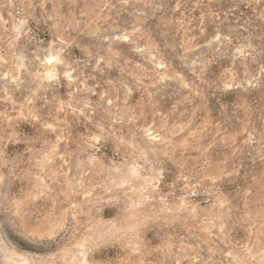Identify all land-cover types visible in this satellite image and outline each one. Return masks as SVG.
I'll use <instances>...</instances> for the list:
<instances>
[{
    "label": "rangeland",
    "instance_id": "374dc122",
    "mask_svg": "<svg viewBox=\"0 0 264 264\" xmlns=\"http://www.w3.org/2000/svg\"><path fill=\"white\" fill-rule=\"evenodd\" d=\"M0 264H264V0H0Z\"/></svg>",
    "mask_w": 264,
    "mask_h": 264
},
{
    "label": "bare ground",
    "instance_id": "6f19581e",
    "mask_svg": "<svg viewBox=\"0 0 264 264\" xmlns=\"http://www.w3.org/2000/svg\"><path fill=\"white\" fill-rule=\"evenodd\" d=\"M51 60V59H50Z\"/></svg>",
    "mask_w": 264,
    "mask_h": 264
}]
</instances>
